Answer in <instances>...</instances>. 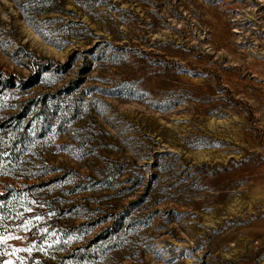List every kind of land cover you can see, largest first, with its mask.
I'll return each instance as SVG.
<instances>
[{
  "label": "rangeland",
  "instance_id": "obj_1",
  "mask_svg": "<svg viewBox=\"0 0 264 264\" xmlns=\"http://www.w3.org/2000/svg\"><path fill=\"white\" fill-rule=\"evenodd\" d=\"M0 76L2 264H264V0H0Z\"/></svg>",
  "mask_w": 264,
  "mask_h": 264
},
{
  "label": "trees",
  "instance_id": "obj_2",
  "mask_svg": "<svg viewBox=\"0 0 264 264\" xmlns=\"http://www.w3.org/2000/svg\"><path fill=\"white\" fill-rule=\"evenodd\" d=\"M5 82L0 76V93L5 88ZM20 114L8 115L0 121V176H3L12 165L17 164V159L20 155L17 139L15 138L14 129L19 124ZM9 121L14 124V127H9ZM22 190L12 188L0 192V227L4 224V219L16 217L21 211L17 209L15 202L22 198ZM8 222V221H7ZM7 224V223H6ZM4 258L0 255V264Z\"/></svg>",
  "mask_w": 264,
  "mask_h": 264
},
{
  "label": "snow or ice",
  "instance_id": "obj_3",
  "mask_svg": "<svg viewBox=\"0 0 264 264\" xmlns=\"http://www.w3.org/2000/svg\"><path fill=\"white\" fill-rule=\"evenodd\" d=\"M35 219L39 220L41 219L40 217H36ZM7 238H11V237H3V236H0V242H2L3 240L7 239ZM31 249H14L13 250V254H15V252H18V251H30Z\"/></svg>",
  "mask_w": 264,
  "mask_h": 264
}]
</instances>
